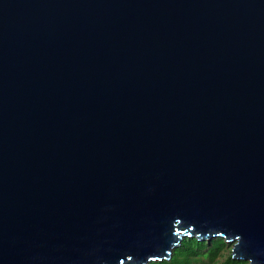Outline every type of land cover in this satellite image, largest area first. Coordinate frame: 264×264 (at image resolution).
Wrapping results in <instances>:
<instances>
[{
  "label": "water",
  "instance_id": "95a60500",
  "mask_svg": "<svg viewBox=\"0 0 264 264\" xmlns=\"http://www.w3.org/2000/svg\"><path fill=\"white\" fill-rule=\"evenodd\" d=\"M187 236L264 264V0H0V264Z\"/></svg>",
  "mask_w": 264,
  "mask_h": 264
},
{
  "label": "trees",
  "instance_id": "16d2710c",
  "mask_svg": "<svg viewBox=\"0 0 264 264\" xmlns=\"http://www.w3.org/2000/svg\"><path fill=\"white\" fill-rule=\"evenodd\" d=\"M226 241L223 237H217L211 244L198 240L196 237H184L181 245L176 247L170 259L152 260L150 264H198L207 259L212 264H244L243 259H235L229 254L225 259L219 260Z\"/></svg>",
  "mask_w": 264,
  "mask_h": 264
},
{
  "label": "rangeland",
  "instance_id": "374dc122",
  "mask_svg": "<svg viewBox=\"0 0 264 264\" xmlns=\"http://www.w3.org/2000/svg\"><path fill=\"white\" fill-rule=\"evenodd\" d=\"M215 238H217V237L212 238V240ZM201 241H204L205 243L211 244V241L210 242H208L207 240H201ZM233 243H234V241H226V246L223 249L221 255L218 257V259L220 261L225 259L229 254H231ZM244 260L246 261L244 264H248V260H246V259H244ZM198 264H212V263L210 261H208L207 259H205L204 261L198 262Z\"/></svg>",
  "mask_w": 264,
  "mask_h": 264
}]
</instances>
